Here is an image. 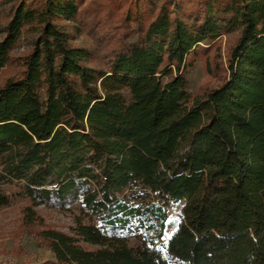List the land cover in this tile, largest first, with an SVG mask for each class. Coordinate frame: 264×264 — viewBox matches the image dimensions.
Instances as JSON below:
<instances>
[{"label":"trees","instance_id":"1","mask_svg":"<svg viewBox=\"0 0 264 264\" xmlns=\"http://www.w3.org/2000/svg\"><path fill=\"white\" fill-rule=\"evenodd\" d=\"M141 1L102 67L61 24L81 0L11 4L0 69L31 37L0 86V207L78 208L71 234L43 232L51 264H264V0H196L186 16ZM229 34L222 81L190 94L186 73Z\"/></svg>","mask_w":264,"mask_h":264},{"label":"rangeland","instance_id":"2","mask_svg":"<svg viewBox=\"0 0 264 264\" xmlns=\"http://www.w3.org/2000/svg\"><path fill=\"white\" fill-rule=\"evenodd\" d=\"M165 1H141L140 10L144 14H152L155 6ZM174 1L170 0L171 6ZM133 2L134 0H81L78 19L74 22L61 23L73 38V45L85 47L91 52L92 66H104L110 52L125 40L126 28L132 26V23L124 22V13L129 7L132 12L135 10ZM178 2L181 3L178 10L180 16H186L197 9L196 0H178ZM15 3L16 0H0V38L1 28L8 19L9 7ZM149 8L152 10L149 11ZM30 37L25 35L19 40L18 45L11 52L10 61L0 69V86L19 74L21 68L17 58L28 51ZM234 39L235 34L222 35L214 41L205 54L200 55L194 67L186 73L190 94L202 93L222 81L226 74L227 51ZM7 193L11 194L10 189H7ZM183 204V199L166 203L168 220L165 238L179 224ZM28 208L34 212L32 221H29ZM79 215L78 208L61 211L43 204L32 206L27 198L12 196L7 205L0 207V264H51L54 255L48 247L43 232L56 230L71 234L74 220ZM127 244L136 246L138 243L137 240L130 239ZM163 264L182 263L168 258Z\"/></svg>","mask_w":264,"mask_h":264}]
</instances>
